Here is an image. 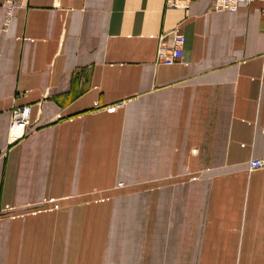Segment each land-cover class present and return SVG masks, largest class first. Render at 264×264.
Wrapping results in <instances>:
<instances>
[{"label":"crops","instance_id":"obj_1","mask_svg":"<svg viewBox=\"0 0 264 264\" xmlns=\"http://www.w3.org/2000/svg\"><path fill=\"white\" fill-rule=\"evenodd\" d=\"M214 4L0 0V264H264V2Z\"/></svg>","mask_w":264,"mask_h":264},{"label":"built area","instance_id":"obj_2","mask_svg":"<svg viewBox=\"0 0 264 264\" xmlns=\"http://www.w3.org/2000/svg\"><path fill=\"white\" fill-rule=\"evenodd\" d=\"M254 0H215L214 9L217 11H231L235 12L239 3L249 5ZM264 2V0H259ZM190 0H166L167 7H175L180 9H187ZM22 4H14L8 1L6 5V21L5 26L10 22V17L14 8H22ZM264 13V6L261 8ZM185 36L178 31L172 29L167 33L159 36V42L155 57L156 64L172 65L183 57V46ZM97 101H95V105ZM31 113L30 105L15 106L11 109L10 121L8 125V136L11 140L17 141L25 136V131L30 123L29 117ZM264 166L262 159H250L249 168L251 170L258 169Z\"/></svg>","mask_w":264,"mask_h":264},{"label":"rangeland","instance_id":"obj_3","mask_svg":"<svg viewBox=\"0 0 264 264\" xmlns=\"http://www.w3.org/2000/svg\"><path fill=\"white\" fill-rule=\"evenodd\" d=\"M262 160H264V158L262 159ZM250 161V160H249ZM264 166H262L261 168H263ZM248 170L249 171H252L250 168H249V166H248ZM120 185H122V183H120ZM106 231V230H105Z\"/></svg>","mask_w":264,"mask_h":264}]
</instances>
